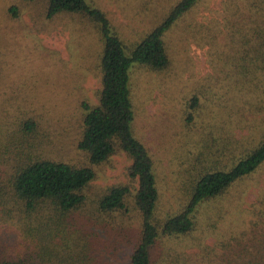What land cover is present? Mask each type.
<instances>
[{
	"label": "trees",
	"instance_id": "trees-1",
	"mask_svg": "<svg viewBox=\"0 0 264 264\" xmlns=\"http://www.w3.org/2000/svg\"><path fill=\"white\" fill-rule=\"evenodd\" d=\"M168 3L158 0L150 27L129 36L94 0H46L48 18L80 16L102 43L98 101L81 104L84 117L76 146L88 164L52 154L49 145L54 142L49 141L55 139L39 134L37 119L21 116L27 112L23 106L15 117L0 111V231H13L11 238L0 234V264H116L111 257L124 249L126 241L133 246L130 264H196L185 250L165 252V257L164 250L157 253L158 246L193 234L202 206L219 199L264 164V0H220L217 6L207 0ZM146 6V10L154 7L151 1ZM9 10L19 13L15 5ZM180 23L185 40L208 46L216 79L233 82L228 102L222 105L235 120L234 128L229 120V125L218 126L219 134L212 129L215 123L209 125L201 150L192 151L194 159L182 173L187 191L184 206L163 218L158 214L157 165L134 128L133 73L137 68L160 72L170 67V33ZM230 100L241 104L233 112H229ZM200 106L201 97L196 94L191 107ZM193 118L190 113L188 119ZM120 152L132 161L130 176L138 183L136 192L132 194L128 185H114L88 208L87 190L97 176L95 166ZM131 203L138 210L140 227L128 236ZM250 211L248 227L220 236L216 247L206 246L205 241L217 235L214 230L222 211L213 230L202 231L192 244L203 246L211 255L219 249L215 264H264V189ZM107 215L117 223L113 229L124 240L103 235V227L114 235Z\"/></svg>",
	"mask_w": 264,
	"mask_h": 264
},
{
	"label": "rangeland",
	"instance_id": "rangeland-1",
	"mask_svg": "<svg viewBox=\"0 0 264 264\" xmlns=\"http://www.w3.org/2000/svg\"><path fill=\"white\" fill-rule=\"evenodd\" d=\"M106 9L114 22L129 36H137L150 27L158 0H94ZM151 1L152 10H146ZM165 1V0H164ZM169 1V3H168ZM178 0H166L174 5ZM210 5H219L220 0H207ZM161 3V1H160ZM17 6L19 13L10 12ZM146 6V7H145ZM201 10V9H200ZM46 0H0V111L11 117L20 114V106L27 112L23 118H35L40 126L39 134L52 136L50 151L58 158L76 164H88L87 157L77 149L84 110L82 102L98 101L101 87L100 51L102 43L96 32L80 16L62 14L48 18ZM182 23L170 33L172 63L164 71L137 68L133 73L136 120V135L147 145L153 155L161 190L159 215L163 218L183 208L187 191L183 184V170L192 151L201 150L202 139L209 132V125L219 134L220 125L234 128L235 117L227 115L222 103L228 102L233 82L226 77H215V67L208 46H200L196 40H185ZM207 47V48H206ZM214 75V76H213ZM222 80L221 83L217 80ZM212 81V82H211ZM210 83V86L207 84ZM220 83V84H219ZM211 87V91L206 89ZM199 94L202 106L191 107V99ZM235 102V101H234ZM240 102L229 103V112L238 109ZM192 113L193 120L188 116ZM232 131V130H230ZM242 130L240 131V134ZM247 132L243 131L246 136ZM239 131L237 136L239 137ZM208 138V137H207ZM206 138L205 142H208ZM195 161H192L194 163ZM130 157L120 152L107 162L96 165L97 176L87 192L93 201L114 185H128L132 194L138 183L130 176ZM264 189V164L253 174L231 186L219 199L201 207L198 230L188 236L168 239L158 246L157 253L180 252L192 254L196 264H215V252H206L203 246L193 245L194 238L202 231L213 230L218 215L217 227L205 243L215 246L220 236L237 234L248 227L252 212L250 206ZM127 226L128 236L138 233L140 216L131 203ZM119 219L121 214H116ZM114 235L100 228L104 236L115 241L125 236L115 233L117 223L107 215ZM97 229H99L97 227ZM107 229V228H106ZM119 229V228H118ZM106 231V232H105ZM12 230L0 231L6 238ZM108 234V235H107ZM121 242V241H120ZM114 257L116 264H130L133 246L125 242ZM166 257V254H165Z\"/></svg>",
	"mask_w": 264,
	"mask_h": 264
}]
</instances>
